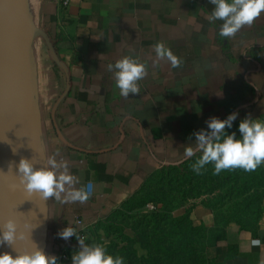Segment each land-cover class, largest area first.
<instances>
[{"label": "crops", "instance_id": "obj_1", "mask_svg": "<svg viewBox=\"0 0 264 264\" xmlns=\"http://www.w3.org/2000/svg\"><path fill=\"white\" fill-rule=\"evenodd\" d=\"M213 7L209 0H70L60 10L51 0H39L41 43L28 47V57L45 168L53 158L60 165L57 175L67 168L79 181L71 187L91 194L83 204L46 201L47 254L57 257L64 249L65 264H72L79 242L58 233L74 227L89 245L96 243L92 231L151 174L189 158L186 148L198 150L195 134L210 132L211 117L264 115V12L234 38H224L223 22L207 20ZM31 15L26 0L22 29L29 28ZM159 41L183 61L180 68L166 59L154 63ZM126 55L146 64L148 74L138 82L139 93L123 97L115 85L117 70L109 71L108 64ZM202 201L173 215L190 210L194 227L211 230L213 214ZM123 234L135 236L129 228ZM252 240L261 246H251ZM262 256L264 207L255 228L230 224L224 238L202 254L205 264H260Z\"/></svg>", "mask_w": 264, "mask_h": 264}, {"label": "trees", "instance_id": "obj_2", "mask_svg": "<svg viewBox=\"0 0 264 264\" xmlns=\"http://www.w3.org/2000/svg\"><path fill=\"white\" fill-rule=\"evenodd\" d=\"M236 130L233 124L225 134ZM201 155L198 149L183 162L151 174L121 210L92 231L96 243L105 242L107 254L114 259L122 257L124 264H205L204 249L223 239L230 224L241 230L255 228L264 207V163L252 172L235 168L215 175L213 163L197 166ZM201 198L213 214L211 230L194 227L190 210L173 215L178 208ZM148 204L154 210L129 217ZM127 228L135 232L133 239L124 236Z\"/></svg>", "mask_w": 264, "mask_h": 264}, {"label": "clouds", "instance_id": "obj_3", "mask_svg": "<svg viewBox=\"0 0 264 264\" xmlns=\"http://www.w3.org/2000/svg\"><path fill=\"white\" fill-rule=\"evenodd\" d=\"M214 7L207 15L209 23L222 21L219 35L224 38H234L236 34L245 26H252L256 19L264 12V0H209ZM156 55V63L166 59L172 68H180L183 61L166 46L165 42L159 41L153 45ZM113 67L115 72V85L119 89L120 95L127 97L130 93L140 92L139 83L147 74L146 64L124 56L118 59L115 64H108V70ZM237 113L228 115L226 119L211 117L207 122L210 132L201 130L197 132V148L202 152L198 161V167L205 164H214V173L218 175L222 170L242 168L246 172H252L259 165L264 163V121L253 119L250 116L240 121L238 131L225 134L226 128L232 127V122L236 119ZM223 137V139H222ZM194 151L191 147L185 149V156L191 157ZM47 164L50 168H37L32 160L21 158L17 166L19 184L23 186L28 194H38L41 199L48 201L55 199L61 203L81 204L87 202L91 196L84 188H74L72 185L78 183V179L68 174L67 168L57 175L55 169L60 165L53 158H49ZM197 166H193L194 168ZM66 185L70 186L66 189ZM65 193L63 199L61 194ZM23 233L19 238L23 239ZM58 236L64 240L76 236L79 242V250L72 256V264H124L122 257L113 258L108 255L103 244L85 243V238L77 233L74 227H65ZM17 236V224L13 219H8L3 224V231L0 234V244L7 243L13 245ZM251 246L260 247V240H252ZM58 258L49 255L38 246H34L30 251H17L16 255L5 252L0 254V264H57ZM260 264H264V256L261 257Z\"/></svg>", "mask_w": 264, "mask_h": 264}, {"label": "water", "instance_id": "obj_4", "mask_svg": "<svg viewBox=\"0 0 264 264\" xmlns=\"http://www.w3.org/2000/svg\"><path fill=\"white\" fill-rule=\"evenodd\" d=\"M28 48L23 38L19 0H0V234L13 219L18 238L0 244V254L44 250L46 201L19 184L21 158L45 167L40 142ZM23 233V239L19 238Z\"/></svg>", "mask_w": 264, "mask_h": 264}, {"label": "rangeland", "instance_id": "obj_5", "mask_svg": "<svg viewBox=\"0 0 264 264\" xmlns=\"http://www.w3.org/2000/svg\"><path fill=\"white\" fill-rule=\"evenodd\" d=\"M26 0H19L21 8L23 9V3ZM29 4H30V8L32 10V15H31V23L28 29H23V38L25 40V43L28 47H31L33 50H35L39 43H41L40 37L38 36V32L40 31V29L37 27V23H36V15H37V11L39 10V0H28ZM29 49V48H28ZM35 53V51H34ZM33 59H31L32 61ZM30 62V60H29ZM30 67H31V80H32V70H33V66L32 63L30 62ZM33 86V83H32ZM250 116L253 119H259L260 121H264V115H248L244 112L238 113L236 116V119L232 122L233 124H236V136L238 139H240V133L238 131V126L241 120H243L244 118ZM203 200V198H201ZM149 206H152L150 204L144 206L143 208L136 210L134 212H132L129 217H134L137 218L135 216H137L138 214H147L148 212H151L149 210ZM130 218H128L129 220H131Z\"/></svg>", "mask_w": 264, "mask_h": 264}, {"label": "built area", "instance_id": "obj_6", "mask_svg": "<svg viewBox=\"0 0 264 264\" xmlns=\"http://www.w3.org/2000/svg\"><path fill=\"white\" fill-rule=\"evenodd\" d=\"M53 1L54 3H56L58 6H59V9L60 10H63L65 9L69 3H70V0H51ZM149 210L152 211L154 210V207L153 206H149ZM84 237V236H82ZM58 260H57V264H65V262L68 261V255H67V251L66 250H61L57 256Z\"/></svg>", "mask_w": 264, "mask_h": 264}, {"label": "bare ground", "instance_id": "obj_7", "mask_svg": "<svg viewBox=\"0 0 264 264\" xmlns=\"http://www.w3.org/2000/svg\"><path fill=\"white\" fill-rule=\"evenodd\" d=\"M24 20H25V18H24Z\"/></svg>", "mask_w": 264, "mask_h": 264}]
</instances>
